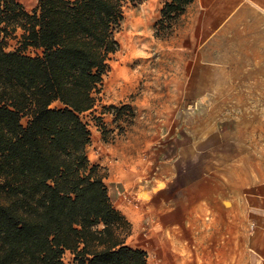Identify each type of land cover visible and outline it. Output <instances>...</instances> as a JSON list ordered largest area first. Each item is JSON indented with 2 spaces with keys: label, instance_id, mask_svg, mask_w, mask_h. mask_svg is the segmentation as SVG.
<instances>
[{
  "label": "trees",
  "instance_id": "obj_1",
  "mask_svg": "<svg viewBox=\"0 0 264 264\" xmlns=\"http://www.w3.org/2000/svg\"><path fill=\"white\" fill-rule=\"evenodd\" d=\"M37 1L28 11L0 0V264H65L67 252L73 264H149L126 243L132 224L88 158L81 117L119 50L126 6L142 0ZM193 1L168 0L157 25L171 28Z\"/></svg>",
  "mask_w": 264,
  "mask_h": 264
},
{
  "label": "crops",
  "instance_id": "obj_2",
  "mask_svg": "<svg viewBox=\"0 0 264 264\" xmlns=\"http://www.w3.org/2000/svg\"><path fill=\"white\" fill-rule=\"evenodd\" d=\"M167 1L150 0L158 18ZM182 18L159 66L150 58L144 64L148 73L173 80L174 93L190 100L225 97L221 110L240 114L201 123L207 134L192 135L137 187L148 212L142 217L157 216L164 256L174 241V263L166 264H264L263 153L248 154V134L237 127L242 113L264 105V0H194ZM236 96L244 97L240 107ZM127 216L141 224L137 214Z\"/></svg>",
  "mask_w": 264,
  "mask_h": 264
},
{
  "label": "rangeland",
  "instance_id": "obj_3",
  "mask_svg": "<svg viewBox=\"0 0 264 264\" xmlns=\"http://www.w3.org/2000/svg\"><path fill=\"white\" fill-rule=\"evenodd\" d=\"M33 6L29 3L27 7L30 10L26 9L32 11L37 7ZM157 12L158 8L152 6L150 0L126 6L124 20L116 35L119 50L112 56L110 71L96 95L94 108L81 117L91 132L88 158L93 165L100 166L101 173L106 176L104 182L113 204L126 216L133 212L141 219V224L137 226L129 220L132 231L127 245L144 249L149 264H166L165 260L174 263V241L170 242L171 247L164 256L165 239H161V234H158L157 216L150 219L142 217L148 216V212L144 213L145 207L141 211L144 193L137 191V187L148 182L159 164L177 152L176 148L190 143L192 135L197 132L204 134L205 130L206 135L208 128L200 126L201 123H223L225 117L239 115L240 112L222 111L220 107L225 97L190 100V97L174 93L173 80L159 81L150 76L144 64L150 58L156 68L159 66L160 57H164L167 51L166 40L174 39L184 15L175 20L171 28H162L157 25L161 11L160 18ZM18 47L17 39L8 40V51ZM25 52L29 56L42 53L31 48ZM118 73L128 75L131 80L125 90L116 84ZM230 98L238 107L244 100L240 96ZM208 104L219 110H208ZM52 107L61 108L62 105L57 102ZM256 107L261 110L242 113L245 118L242 123L238 121L237 127L242 135L248 134L246 152L251 155L261 151L264 164V105ZM27 121L25 118L23 123ZM196 124L199 126L194 127ZM73 262V254L67 252L64 263Z\"/></svg>",
  "mask_w": 264,
  "mask_h": 264
},
{
  "label": "bare ground",
  "instance_id": "obj_4",
  "mask_svg": "<svg viewBox=\"0 0 264 264\" xmlns=\"http://www.w3.org/2000/svg\"><path fill=\"white\" fill-rule=\"evenodd\" d=\"M115 80L116 84L122 86L124 90L127 89L131 84V80L128 75L125 76L123 74L118 73V75H116Z\"/></svg>",
  "mask_w": 264,
  "mask_h": 264
}]
</instances>
